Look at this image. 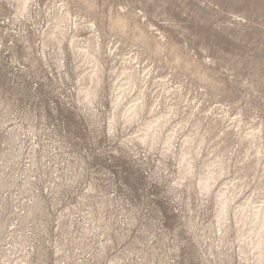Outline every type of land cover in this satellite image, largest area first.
<instances>
[{
	"label": "rangeland",
	"instance_id": "rangeland-1",
	"mask_svg": "<svg viewBox=\"0 0 264 264\" xmlns=\"http://www.w3.org/2000/svg\"><path fill=\"white\" fill-rule=\"evenodd\" d=\"M0 264H264V0H0Z\"/></svg>",
	"mask_w": 264,
	"mask_h": 264
}]
</instances>
